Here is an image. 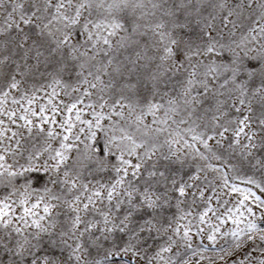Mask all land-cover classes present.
Listing matches in <instances>:
<instances>
[{
    "label": "snow or ice",
    "instance_id": "snow-or-ice-1",
    "mask_svg": "<svg viewBox=\"0 0 264 264\" xmlns=\"http://www.w3.org/2000/svg\"><path fill=\"white\" fill-rule=\"evenodd\" d=\"M0 264H264V0H0Z\"/></svg>",
    "mask_w": 264,
    "mask_h": 264
}]
</instances>
